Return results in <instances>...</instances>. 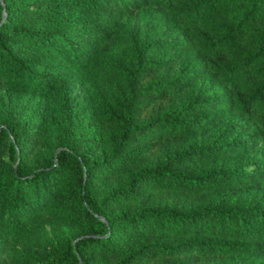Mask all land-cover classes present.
Returning a JSON list of instances; mask_svg holds the SVG:
<instances>
[{"label": "trees", "instance_id": "obj_1", "mask_svg": "<svg viewBox=\"0 0 264 264\" xmlns=\"http://www.w3.org/2000/svg\"><path fill=\"white\" fill-rule=\"evenodd\" d=\"M145 4L187 24L186 40L200 53L191 68L177 72L159 61L156 47L121 40V19ZM112 37L121 41L117 61L103 55ZM201 70L216 82L204 93L194 90ZM67 76L87 80L112 152L88 163L73 147H62L57 161L30 169L22 154L39 137L6 120L0 127V257L17 264H154L170 255L264 254V198L252 206L185 200L264 181V163L209 167L247 149V139L229 128L233 111L259 124L264 140V0H0V92L48 90ZM227 121L217 141L152 155ZM12 152L21 157L17 163ZM114 176L122 185L100 198ZM165 191L177 195L171 204L155 198ZM51 215L62 222L97 220L102 229L48 251L29 250L27 232Z\"/></svg>", "mask_w": 264, "mask_h": 264}, {"label": "rangeland", "instance_id": "obj_2", "mask_svg": "<svg viewBox=\"0 0 264 264\" xmlns=\"http://www.w3.org/2000/svg\"><path fill=\"white\" fill-rule=\"evenodd\" d=\"M121 40H132L140 45L156 47L159 61L170 63L177 72L189 69L195 56L200 53L193 49L186 40L187 24L179 17L171 15L167 9L155 4H145L130 11L119 23ZM120 39L112 37L105 45L103 55L111 60L120 59ZM195 92L204 93L216 82L207 70H201L196 76ZM224 92H220L223 94ZM233 125V134L247 139V149L234 159L218 160L209 165L221 170L229 163L238 166H254L264 163V140L261 126L244 114H229ZM6 120H13L37 134L38 140L33 148L22 154L24 163L32 169L40 164L57 161L62 147L71 146L80 153L88 163L106 158L112 152L110 132L101 117L97 98L90 89L87 80L79 77H62L48 90H37L32 86H11L0 92V127ZM226 124L210 129L208 134H189L173 140L165 146L158 147L153 157H165L190 145L200 146L221 139ZM219 138V139H218ZM11 161L17 163L18 153L12 152ZM151 156V155H150ZM145 161L138 167H144ZM234 164V165H235ZM207 166V165H206ZM138 168V169H139ZM101 177V172L97 173ZM123 179L114 176L110 182L102 186L100 198L113 192ZM77 190V189H76ZM74 195L70 192L69 196ZM171 204L177 195L165 191L160 197ZM264 198V181L251 187L238 189H218L206 194L188 196V204L210 200L213 203H232L240 206H252ZM102 219H105L102 217ZM101 224L97 220L60 221L54 215L46 217L42 225L31 229L26 234L25 247L35 253H41L61 246L70 240L79 238L86 232L100 231ZM17 264L11 257H0V263ZM154 264H264V254H236L209 256L197 254L170 255Z\"/></svg>", "mask_w": 264, "mask_h": 264}]
</instances>
